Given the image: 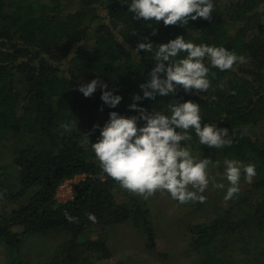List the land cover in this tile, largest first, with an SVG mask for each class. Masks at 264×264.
I'll return each mask as SVG.
<instances>
[{
	"label": "trees",
	"instance_id": "trees-1",
	"mask_svg": "<svg viewBox=\"0 0 264 264\" xmlns=\"http://www.w3.org/2000/svg\"><path fill=\"white\" fill-rule=\"evenodd\" d=\"M213 3L210 21L148 27L134 21L120 0H0V146L9 137L29 139L13 141L10 162L0 164V264H22L23 238L49 229L70 236L46 264H84L72 254L80 244L109 258L103 232L98 230L94 240L81 236L92 226L131 224L146 248L155 249L149 207L103 172L88 141L99 137L93 127L99 117L102 126L110 111L137 114L128 105L141 92L153 61L142 51L137 59L130 49L144 37L164 43L177 35L223 46L247 62L225 71L210 68L211 86L199 96L181 88L175 97L137 103L149 111H166L175 98L199 103L202 124L226 127L233 138L231 146L210 148L193 132L199 151L213 160L236 159L256 167L249 189L228 210L187 226L193 264H264V0ZM94 78L123 97L115 109L103 105L99 89L90 97L78 91ZM68 122L73 127L65 131L61 124ZM79 173L85 177L73 199L58 203L56 185ZM251 194L256 199L245 205Z\"/></svg>",
	"mask_w": 264,
	"mask_h": 264
},
{
	"label": "clouds",
	"instance_id": "clouds-1",
	"mask_svg": "<svg viewBox=\"0 0 264 264\" xmlns=\"http://www.w3.org/2000/svg\"><path fill=\"white\" fill-rule=\"evenodd\" d=\"M120 3L127 5L134 21H143L148 27L161 22L164 26L179 24L183 27L198 19L210 21L214 9L213 0H120ZM152 34H156L155 29ZM141 51L151 55L153 67L145 82L139 85L141 92L133 94V102L128 105V109L137 114L128 116L110 111L102 126L93 125L99 128V137L95 142L89 139L91 150L103 172L129 193L146 199L160 191L167 192L181 204L203 202L206 199L203 193L213 179L208 172L213 162L207 157H194L188 142L194 132L201 145L218 149L231 146L233 138L229 129L208 122L202 124L200 104L193 100L175 98V103H170L166 111H149L137 102L175 97L181 88L185 93L199 96L211 86L210 68L234 69V65L246 63L247 58L223 46L185 40L184 35L164 43H154L144 37L130 49L137 59ZM97 89L101 91L103 105L111 109L123 99L99 78L81 84L78 91L90 97ZM61 127L69 131L73 124L62 123ZM223 165V179L229 182L224 199L228 200L240 191L242 176L246 182H252L256 167L229 158L224 159ZM213 186L225 187L215 182ZM65 216L69 221L74 219L67 212ZM89 219L94 221L95 216L90 213Z\"/></svg>",
	"mask_w": 264,
	"mask_h": 264
},
{
	"label": "rangeland",
	"instance_id": "rangeland-1",
	"mask_svg": "<svg viewBox=\"0 0 264 264\" xmlns=\"http://www.w3.org/2000/svg\"><path fill=\"white\" fill-rule=\"evenodd\" d=\"M226 1V0H225ZM125 114V113H123ZM102 121L99 117L97 125ZM193 137V136H192ZM19 140L21 143L29 142L28 138L16 139L9 137L5 139V147L0 146V164H7L11 159L13 149L12 142ZM183 143V142H182ZM188 146L194 157L209 158L213 164L209 165V185L203 195V202L189 201L181 204L173 200L167 192L157 191L148 198L141 197L149 207L152 224L155 230L156 247L149 250L145 246V240L139 231L131 224H116L105 227L102 230L95 226L90 227L81 236L83 238L96 239L97 231L104 233V240L109 247L110 257L102 259L99 252L80 244L72 253L78 258V262L84 264H193L196 254L189 244L186 234L187 226L191 223H207L218 217L219 214L229 209L230 203L242 197L244 190L249 189L251 183L241 177L240 191L233 198L225 200L228 181L223 179L224 160H213L208 155L201 153L197 147L196 140L192 138ZM215 165V166H213ZM215 183H223V189L213 186ZM256 199L255 194L247 197L249 205ZM244 201V202H245ZM5 211L8 210L5 205ZM236 212V211H235ZM67 231L49 229L44 233H32L25 236L21 244L22 264H46L51 260L61 244L69 239ZM0 245V250L2 249ZM60 261V260H59Z\"/></svg>",
	"mask_w": 264,
	"mask_h": 264
},
{
	"label": "built area",
	"instance_id": "built-area-1",
	"mask_svg": "<svg viewBox=\"0 0 264 264\" xmlns=\"http://www.w3.org/2000/svg\"><path fill=\"white\" fill-rule=\"evenodd\" d=\"M85 177L84 173L75 174L72 177L66 178L61 181L55 187L54 199L58 203H64L70 201L74 197V189L76 184L83 180Z\"/></svg>",
	"mask_w": 264,
	"mask_h": 264
}]
</instances>
